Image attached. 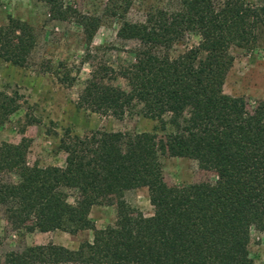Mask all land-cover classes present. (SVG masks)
Instances as JSON below:
<instances>
[{
	"label": "trees",
	"instance_id": "1",
	"mask_svg": "<svg viewBox=\"0 0 264 264\" xmlns=\"http://www.w3.org/2000/svg\"><path fill=\"white\" fill-rule=\"evenodd\" d=\"M38 1L53 19L76 14L64 0ZM82 25L91 42L99 24L83 18ZM190 33L199 44L173 58V46ZM118 38L136 42L134 61L92 64L77 105L115 118L137 112L157 125L144 133L67 130L64 168L31 166L26 138L2 143L0 206L11 228L92 231L93 239L77 249L49 243L9 252L0 264H254L251 232L264 231V101L249 110L224 87L231 49L264 46V0H178L176 9L155 8L144 22H124ZM38 42L34 27L10 17L0 27V58L29 67ZM40 67L53 71L52 62ZM19 109L15 97L0 92V124ZM165 158L194 160L216 178L171 186ZM140 188L148 189L150 217L125 200ZM66 190L80 193L75 203ZM106 197L116 199L117 218L99 229L90 211Z\"/></svg>",
	"mask_w": 264,
	"mask_h": 264
},
{
	"label": "rangeland",
	"instance_id": "2",
	"mask_svg": "<svg viewBox=\"0 0 264 264\" xmlns=\"http://www.w3.org/2000/svg\"><path fill=\"white\" fill-rule=\"evenodd\" d=\"M64 3L76 14L60 21L52 18L50 6L45 2L0 0V27L7 25L10 17L20 19L35 28L39 40L29 67L15 66L0 58V92L15 97L20 106L5 123L0 124V146L5 142L17 145L26 138L31 166L64 168L66 154L60 144L67 130L74 136L93 131L144 133L151 132L157 125L156 121L137 112L115 118L79 108L77 102L93 71L92 64L102 61L117 66L134 61L131 51L137 46L136 42L118 38L122 24L144 22L148 12L155 8L176 9L178 0H64ZM83 18H91L99 24L91 42L87 39L86 27L82 25ZM199 42V35L190 33L173 46L170 55L177 58ZM231 54L234 64L227 75L224 90L230 96L245 99L252 110L264 101V46L252 50L233 47ZM43 62H52L53 71L42 72L40 65ZM119 82L126 87L123 80ZM163 169L171 186H186L202 179L216 178L213 173L201 170L196 161L187 158H165ZM65 192L71 203L79 198L78 191ZM125 200L147 217L154 213L147 188L126 192ZM90 217L99 229L113 225L117 218L116 199L103 198L92 207ZM92 239V231L77 235L61 231H15L0 206V256L49 243L77 249L82 242ZM249 252L254 264H264V231L252 229Z\"/></svg>",
	"mask_w": 264,
	"mask_h": 264
}]
</instances>
